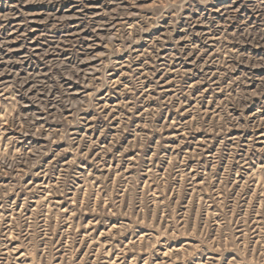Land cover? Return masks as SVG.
<instances>
[{"label":"rangeland","instance_id":"obj_1","mask_svg":"<svg viewBox=\"0 0 264 264\" xmlns=\"http://www.w3.org/2000/svg\"><path fill=\"white\" fill-rule=\"evenodd\" d=\"M0 264H264V0H0Z\"/></svg>","mask_w":264,"mask_h":264}]
</instances>
